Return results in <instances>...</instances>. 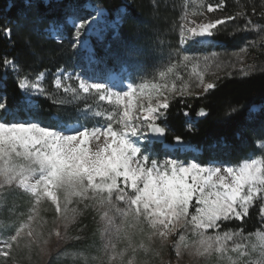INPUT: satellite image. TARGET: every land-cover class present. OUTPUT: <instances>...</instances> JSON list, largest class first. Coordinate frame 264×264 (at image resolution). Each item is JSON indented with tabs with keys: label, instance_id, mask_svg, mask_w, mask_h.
<instances>
[{
	"label": "snow or ice",
	"instance_id": "1",
	"mask_svg": "<svg viewBox=\"0 0 264 264\" xmlns=\"http://www.w3.org/2000/svg\"><path fill=\"white\" fill-rule=\"evenodd\" d=\"M25 6H31L30 0H25ZM218 7L221 5L209 3L207 11L211 13ZM90 23L88 20L74 23L73 49L80 45V37ZM224 23L225 19L201 23L187 29L190 36L182 31L181 43L203 44L213 36L217 26ZM3 31L11 34L10 28ZM88 59L94 61L91 54ZM0 64L5 74L8 70L16 74L13 60L4 58ZM16 87L21 95L14 104L9 103L7 94H0V186L30 194L37 204L46 198L56 206L58 213L61 205L67 213L74 197L91 200L104 208L103 219L108 226L105 231L111 235L115 228L117 239H126L128 247L133 242L129 228L143 232L139 226L144 225L152 230L150 236L158 234L167 239L178 228L191 226L194 235L199 237L193 242L195 255L217 253L229 264H264V243L243 249L235 245L232 251L237 259H233L224 243L233 239V232L207 235L201 231L219 229L218 222L243 221L257 204L258 214L264 220V158L246 157L238 167L224 163L204 167L199 162L159 159L152 146L165 134L166 129L157 121L167 118L169 98L157 99L153 104L149 95L147 107L141 105L140 114L135 115L131 97L136 91L132 83L127 85L128 91L123 88L113 91L103 82L81 80L79 88L84 93L94 91L101 101L107 98L115 106L106 121L96 119L92 126L81 123V120L91 119L84 114H78L69 123L57 113L55 117L49 115L51 123H43L28 93L27 78L17 75ZM212 88L213 83L204 85L205 91ZM33 90L36 91L35 85ZM155 90L160 92L159 88ZM179 94L183 95L184 89ZM125 97L128 103H124ZM238 110L233 107L228 115ZM197 114L206 115L203 109ZM95 117L99 118L100 113H95ZM174 139L183 146L180 136ZM190 206L194 207V212L189 211ZM115 217L120 218L118 225ZM64 220L67 227L70 218L66 214ZM23 228L21 225L15 235L3 241L4 248L11 247L10 241L18 240ZM28 235L33 233L29 231ZM56 235L60 233L57 231ZM261 240L264 241V236ZM105 247H110L113 258L118 255L124 264L125 252L117 253L115 244ZM8 255L7 251L0 250V256ZM244 256L248 259H240ZM127 264H134V259H129Z\"/></svg>",
	"mask_w": 264,
	"mask_h": 264
},
{
	"label": "trees",
	"instance_id": "2",
	"mask_svg": "<svg viewBox=\"0 0 264 264\" xmlns=\"http://www.w3.org/2000/svg\"><path fill=\"white\" fill-rule=\"evenodd\" d=\"M209 3L220 4L216 9L234 19L214 30L212 39L218 43L208 47L187 44L183 51L180 35L184 15L190 10L204 11ZM30 5L26 7L25 0H0V61L13 60L17 68L15 75L11 70L5 74L0 64V94H7L10 104L21 95L16 87L17 75L32 79L44 72L42 95L32 99L43 123H51L49 115L55 117L57 113L69 123L78 114H84L91 119L81 123L89 126L93 124L92 118H96L95 113H100L96 119L107 116L111 106L98 95L83 94L70 99L54 86L57 71H75L82 63L72 47L74 33L67 19L74 12L91 15L87 6L92 5L105 10L110 20L121 15L116 31L102 40L91 39V51L82 55L99 75L126 69L132 83L147 81L161 86L171 81L187 85V71L178 60L183 53L196 57L210 48L218 53L215 72L210 77L214 88L202 94L184 91L180 95L178 90L166 95L170 101L167 118L159 121L167 130L164 142L173 145L174 137L180 136L196 150L174 151L176 159L181 162L192 159L201 165L211 161L238 165L246 157L264 158V0H30ZM50 24L61 26L59 41L46 31ZM4 28H10L11 34H5ZM239 50H248L251 60L259 65L257 70L242 75L224 74L218 69L220 60H227L229 54ZM89 54L94 61L88 59ZM73 87L76 89L75 84ZM256 105L261 107L253 111ZM233 107L239 110L228 115ZM201 109L206 113L203 117L197 114ZM152 148L161 160L169 152L159 143H154ZM16 192L12 200L0 206V216L6 217L8 223L20 215L16 211L32 198L30 194ZM258 211L257 204L243 221L218 222L220 228L214 232L244 235L264 232V220ZM100 226L97 214L90 209L71 225L76 235L73 243L91 240ZM54 255L51 251L47 264L55 261Z\"/></svg>",
	"mask_w": 264,
	"mask_h": 264
},
{
	"label": "rangeland",
	"instance_id": "3",
	"mask_svg": "<svg viewBox=\"0 0 264 264\" xmlns=\"http://www.w3.org/2000/svg\"><path fill=\"white\" fill-rule=\"evenodd\" d=\"M87 9L91 11V15L87 16L79 12H74L67 19L69 26L73 29V33L75 31L73 26L74 23H79L81 20H88L91 22L90 26L87 27V30L83 32L80 37V45L75 49L82 63L75 71H57L54 74V86L61 88L70 99H77L83 94H96L94 91L84 93L82 89L79 88L81 80L85 82H103L106 84V87L113 91H120L122 88L124 91H128L127 85L132 82L128 79L126 69H121L119 72H108L105 75H99L90 66L89 62L82 57L83 54L91 51V39L102 40L107 34L116 31L117 24L120 23L121 15L117 14L114 20H110L107 17L106 11L103 9L92 5H88ZM227 17L231 16L220 12L216 8L211 13L207 11V8L201 12L190 10L183 17L181 32L184 31L186 36H190L191 34L187 32V29L216 19H225L226 23L229 21V19H226ZM49 31L51 36L56 40L62 38L61 27H53L49 29ZM216 41L217 40L211 37L203 44H192L187 41L182 44L180 38V45L182 46V50L185 51L183 47L187 44L208 47L216 43ZM74 43H76L75 40ZM183 54L184 55L178 60L181 65H184L185 71H187L189 84L179 85L171 81H166L161 86L147 81L132 83L136 91V95L131 97L135 115L140 114L141 105L147 107L149 95H151L152 98L151 102L155 104L157 99L162 100L167 94L177 92L181 89L196 94H202L205 91L204 85L213 83L210 77L213 76L215 72V58L219 57L218 53H216L213 48L204 50L202 54L196 57L187 55V60L184 59L185 53ZM217 66L224 74L237 73L242 75L255 71L259 67V65L255 64L249 57L248 50H239L233 54H229L227 60H220ZM45 75L46 74L43 72L32 79L27 78L28 93L30 94L31 100L36 96L42 95ZM73 84L76 85V89L73 87ZM33 85H35L36 91L33 90ZM197 85L200 86L197 87ZM156 88H159L160 92H157L155 90ZM103 101L111 106L107 112V116L111 115L114 111V104L109 103L107 98ZM32 103L34 102L32 101ZM124 103H128V97L124 98ZM256 110L257 108L254 107L253 111ZM107 116L100 118L101 122L106 121ZM92 119L91 121L94 123L96 118ZM163 147L169 150V152L165 153L163 159L175 158L173 153L176 149H174L173 145L165 144ZM179 151L187 152L194 151V149L189 146ZM252 158L261 159V157L255 156H252ZM186 162L196 161L190 159ZM243 162L244 161L238 165L224 164L226 166L238 167ZM220 163L222 162H209L201 166H219ZM16 195V191L10 190L7 186H0V206L8 199L12 200ZM86 204L87 207L85 206ZM72 209L76 210L75 213L71 211ZM90 209H93L97 214L101 226L98 228V231L94 233L91 240H88L84 244H74L73 241L76 239V235L71 225L78 222L79 218ZM194 210V207L192 210L189 209L190 212H194ZM17 212H19L20 215L16 216L10 223H8L6 217L0 216V250L9 253L8 256H0V264H47L51 251L55 253V261L51 262V264H121L122 258L118 255L113 258L111 248L105 247L106 244L110 243L115 244L117 253L125 252V256L123 257L124 264H127L129 259H134V264H159L160 262H167V264H229L226 258H220V254L217 253H212L211 255L205 254L204 256L195 255L193 242L197 241L199 237L194 235L191 226L187 229L178 228L176 233L169 234L167 239L160 237L158 234L150 236L152 230L144 225L139 226L143 228V232L134 228H129L128 231L133 233V242L132 246L128 247V241L126 239H117L115 236V228L112 229L111 235L105 231L108 226L103 219L104 208L94 204L91 200L84 201L81 198L74 197L72 203L68 205V212L65 213L63 211V205H61V212L58 213L56 211V206L52 204L50 200L45 198L37 204L34 198H29L26 200L23 208L16 211V213ZM65 214L70 218L67 227H65ZM30 216L31 219H29ZM115 220L118 225L120 223V218L115 217ZM21 225H24V228L18 240L10 241L11 247L4 248L3 241L9 240L11 236L15 235ZM215 230L216 229H208L201 231H205L207 235H215ZM29 231L33 233L32 236L28 235ZM57 231L60 233L59 236L56 235ZM233 233V239L224 242L228 249V255L233 259H237L236 253L232 251L235 245L239 244L243 249L250 246L258 247L264 243V241L261 240V237L264 236V232L262 231H256L246 235L239 232ZM181 237H183V239H181ZM141 245H143V247H141ZM133 249H135L134 253ZM178 252L180 255H177ZM166 254H169V257H167ZM240 259L246 260L248 257L244 256Z\"/></svg>",
	"mask_w": 264,
	"mask_h": 264
},
{
	"label": "water",
	"instance_id": "4",
	"mask_svg": "<svg viewBox=\"0 0 264 264\" xmlns=\"http://www.w3.org/2000/svg\"><path fill=\"white\" fill-rule=\"evenodd\" d=\"M199 117H203V116H200V115H199ZM157 123H159V122H157ZM159 124H161V123H159ZM161 126L164 127L162 124H161ZM164 128H165V127H164ZM166 133H167V131H165V134H164L163 136H160V137H159V139L156 141V143H162V142L164 141L165 137H166ZM182 145H183V146L178 145L177 141L174 139V147H175V148L186 147V146H187V143H186L185 141L182 140Z\"/></svg>",
	"mask_w": 264,
	"mask_h": 264
}]
</instances>
